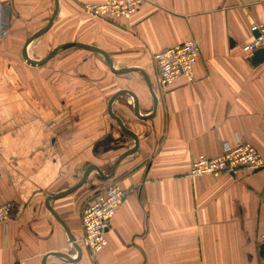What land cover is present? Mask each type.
Listing matches in <instances>:
<instances>
[{"label": "crops", "instance_id": "crops-1", "mask_svg": "<svg viewBox=\"0 0 264 264\" xmlns=\"http://www.w3.org/2000/svg\"><path fill=\"white\" fill-rule=\"evenodd\" d=\"M11 7L10 31L0 40V204L14 203L0 223V264H43L51 253L78 258L63 223L47 199L76 185L89 164L105 174L136 140L124 134L113 111L139 138L138 150L116 167L112 179L93 170L86 183L50 206L77 241L84 235L81 211L110 182L130 189L107 231L108 245L93 255L81 243L77 261L50 255L46 264H264V167L236 174L192 176L199 155L217 156L224 141L248 142L264 156V60L242 46L251 27L264 23V0H146L132 16L106 19L84 10L103 0H59L49 30L24 48L50 21L56 0H0ZM196 39L195 80L163 88L153 62L164 48ZM69 50V51H68ZM73 50V51H72ZM81 51H86V55ZM62 52H66L61 55ZM125 139L116 148L113 139ZM104 143V144H103ZM100 145V147L98 146ZM96 175L100 186L91 185Z\"/></svg>", "mask_w": 264, "mask_h": 264}, {"label": "built area", "instance_id": "built-area-1", "mask_svg": "<svg viewBox=\"0 0 264 264\" xmlns=\"http://www.w3.org/2000/svg\"><path fill=\"white\" fill-rule=\"evenodd\" d=\"M146 0H103L99 3H86L84 10L96 17L114 19L134 15ZM11 7L0 1V40L10 31ZM252 40L242 48L248 54H254L264 48V23L251 27ZM200 47L196 39L173 45L157 51L153 56L158 81L163 88L169 87L176 79L184 77L189 83L195 80V67L199 61ZM264 167V156L248 142L237 140L234 144L224 141L222 151L217 156L199 155L192 163V176L216 175L220 173L236 174L241 169L251 171ZM2 167L0 166V176ZM130 196V189L118 182H110L100 188L81 211L84 235L78 241L95 255L108 245L107 231L119 207ZM14 203L0 204V223L7 224L12 215ZM264 246V235L260 239ZM19 264V263H12Z\"/></svg>", "mask_w": 264, "mask_h": 264}, {"label": "water", "instance_id": "water-1", "mask_svg": "<svg viewBox=\"0 0 264 264\" xmlns=\"http://www.w3.org/2000/svg\"><path fill=\"white\" fill-rule=\"evenodd\" d=\"M58 9H59V0H56V8H55V11L50 19V21L48 22V24L43 27L42 29H40L39 31H37L34 35H32L30 37V39L28 40L25 48H24V58L26 60L27 63L31 64V65H42V64H45L46 62H48L57 52H59L60 50H63V49H67V48H71V47H83V48H86V49H89V50H92V51H96V52H99L101 54H103L106 58V60L108 61L111 69L115 72V73H118V74H121V73H126V72H130V71H134V70H139V71H142L141 69H138V68H120V69H116L113 65V62L110 58V55L105 51L103 50L102 48L100 47H97V46H94V45H90V44H87V43H83V42H67V43H63L57 47H55L44 59H42L41 61H32L29 56H28V48L29 46L33 43L34 40H36L38 37H40L41 35H43L44 33H46L49 28L52 26L54 20H55V17L58 13ZM262 60H264V48H261L259 50H257L255 53H254V56L252 58V61L253 63H258V62H261ZM146 79L148 81V85H149V88H150V91L153 95V99H154V109H153V112L150 113V114H143L140 112V108H139V101H138V97L136 96V94H134L133 92L129 91V90H123V91H119L117 92L115 95H113V97L111 98L110 102H109V109H108V112H109V115L118 121V123L120 124L121 128L123 129V131H125L127 134L131 135L135 140H136V144L133 148L123 152L118 158L117 160L115 161L114 165H113V168H112V171L111 173L109 174H105L104 171L102 170V168L97 165V164H89L85 171H84V174L82 176V178L80 179V181L74 185L73 187H71L70 189H68L67 191L65 192H62V193H58L56 195H52L50 197H48L47 199V206L49 207V209L55 214V216L63 223V225L65 226L66 230H67V233L69 235V238H70V241L72 243V245L77 249L78 251V258H72V257H69L68 255L64 254V253H51L50 255H57V256H60L68 261H77L79 258H80V255L82 253V247L79 245L77 239L75 238V236L70 232L69 228L66 226L65 222L63 221V219L60 217V215L57 214V212L50 206V200L51 199H56V198H60V197H63V196H66L67 194L75 191L77 188L81 187L84 183H86V181L88 180L90 174L92 173L93 170H96L97 173L99 174V177L102 178V179H105V180H108V179H112L114 174H115V171H116V167L118 166V164L127 156L135 153L137 150H138V147H139V138L138 136L133 132L131 131L130 129H128V127H126L124 121L122 120V118L120 116H118L114 111H113V103L115 102V100L120 96L122 95L123 93H127L129 94L132 98H133V110H134V113L141 119H149V118H152L156 111H157V108H158V97L156 95V93L154 92L153 90V86H152V83L150 82V79L149 77L146 75ZM112 137H108V140L110 141ZM263 253H264V247H263ZM50 255H47L45 258H44V261H43V264H46V260L47 258L50 256Z\"/></svg>", "mask_w": 264, "mask_h": 264}, {"label": "flooded vegetation", "instance_id": "flooded-vegetation-1", "mask_svg": "<svg viewBox=\"0 0 264 264\" xmlns=\"http://www.w3.org/2000/svg\"><path fill=\"white\" fill-rule=\"evenodd\" d=\"M153 104H154V100H153ZM127 127V126H126ZM123 130V129H122ZM124 132V134L125 135H127V136H130V137H132L131 135H129V134H127L125 131H123ZM108 137H112L111 135H108V136H106V140H105V144H104V147H105V149H106V151H108L109 149H110V147H108L107 145V143H108ZM113 139V142H115V147L117 148H120L121 150L124 148V145H125V139L123 138V136L122 137H120V138H118V139H116V138H111L110 140H112ZM99 147H100V145H98ZM127 150H129V149H124L123 151H122V153L123 152H125V151H127ZM122 153H120V155L122 154ZM119 155V156H120ZM118 156V157H119Z\"/></svg>", "mask_w": 264, "mask_h": 264}, {"label": "rangeland", "instance_id": "rangeland-1", "mask_svg": "<svg viewBox=\"0 0 264 264\" xmlns=\"http://www.w3.org/2000/svg\"><path fill=\"white\" fill-rule=\"evenodd\" d=\"M69 51V50H68ZM73 51V50H72ZM82 53H85L86 55H88L89 53L88 52H86V51H81ZM64 53H66V52H62L61 53V55H63ZM96 173V175H98L97 174V172H95ZM96 175H94V176H92V178H91V180H90V183H91V185H94L95 184V186H100L99 184V180H98V178H97V176ZM94 183V184H93ZM99 183V184H98Z\"/></svg>", "mask_w": 264, "mask_h": 264}]
</instances>
